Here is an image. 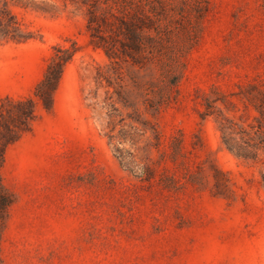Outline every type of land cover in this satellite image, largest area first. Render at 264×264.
Listing matches in <instances>:
<instances>
[{
  "label": "rangeland",
  "instance_id": "374dc122",
  "mask_svg": "<svg viewBox=\"0 0 264 264\" xmlns=\"http://www.w3.org/2000/svg\"><path fill=\"white\" fill-rule=\"evenodd\" d=\"M81 1L0 0L31 35L0 39V99L32 96L53 47L77 49L6 148L2 264H264V145L245 161L219 131L259 116L264 0H108L152 21L144 64L92 46Z\"/></svg>",
  "mask_w": 264,
  "mask_h": 264
},
{
  "label": "trees",
  "instance_id": "16d2710c",
  "mask_svg": "<svg viewBox=\"0 0 264 264\" xmlns=\"http://www.w3.org/2000/svg\"><path fill=\"white\" fill-rule=\"evenodd\" d=\"M81 4L87 7L86 28L90 44L103 50L113 63L130 59L133 63L144 64L146 60L154 58L157 43L154 37L145 33V30H150L152 21L142 10L126 11L123 8H114L109 5L108 0H83ZM30 38L29 33L22 32L20 24L7 6L5 4L0 6V39L26 42ZM75 46L76 44L72 42L69 48L60 45L53 47V54L43 78L37 83L32 96L0 99V243L10 209L14 204V198L1 178L6 148L30 131L37 117L39 105L45 110L51 109L54 94L65 68L71 63L77 51ZM98 78L105 80L108 85L111 84L107 72L100 68ZM252 99L259 116L254 119L255 124L251 126L250 132L241 128L236 131L235 125L225 119L219 122L222 144L228 151L245 161H255L258 151L264 145V92H257ZM209 108L208 106L207 109ZM206 115L208 113L202 116ZM240 141L247 143V146L237 147Z\"/></svg>",
  "mask_w": 264,
  "mask_h": 264
}]
</instances>
